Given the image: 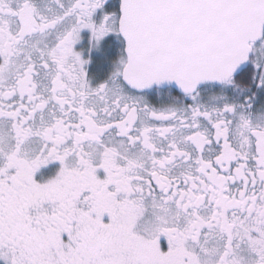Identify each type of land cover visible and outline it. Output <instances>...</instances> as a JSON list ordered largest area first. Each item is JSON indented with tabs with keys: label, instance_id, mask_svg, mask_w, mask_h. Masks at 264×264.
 I'll return each instance as SVG.
<instances>
[{
	"label": "snow or ice",
	"instance_id": "obj_1",
	"mask_svg": "<svg viewBox=\"0 0 264 264\" xmlns=\"http://www.w3.org/2000/svg\"><path fill=\"white\" fill-rule=\"evenodd\" d=\"M0 264H264V0H0Z\"/></svg>",
	"mask_w": 264,
	"mask_h": 264
}]
</instances>
